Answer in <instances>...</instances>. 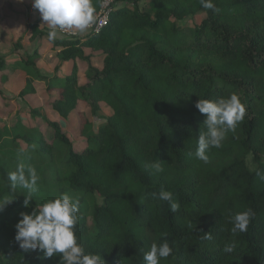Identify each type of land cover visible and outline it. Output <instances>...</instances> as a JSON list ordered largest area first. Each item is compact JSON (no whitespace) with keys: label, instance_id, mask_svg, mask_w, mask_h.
Instances as JSON below:
<instances>
[{"label":"trees","instance_id":"obj_1","mask_svg":"<svg viewBox=\"0 0 264 264\" xmlns=\"http://www.w3.org/2000/svg\"><path fill=\"white\" fill-rule=\"evenodd\" d=\"M106 1L92 0L96 18ZM129 1L132 7L117 4ZM139 1L110 0L99 30L52 39L59 61L51 74L38 65L39 47L24 50L22 37L13 45L16 59L0 53V95L7 75L20 72L18 95L42 85L63 119L77 112L87 141L75 148L61 122L48 117L28 125L16 113L0 126V198L14 199L0 212V264H60L58 255L24 252L15 235L21 212L65 192L79 198L78 242L105 264H144L151 244L164 239L173 251L160 264H264V182L256 176L264 170V0H212L216 11L200 0ZM198 13H206L200 23H182ZM2 21L0 14V35ZM27 31L33 41L47 33L38 19ZM84 47L101 51V66ZM67 60L71 71L61 75ZM232 93L245 117L204 163L194 155L206 118L196 102ZM102 103L113 111L95 129L89 111L97 115ZM156 161L162 173L145 167ZM21 163L39 176L28 207L25 190L13 191L7 179ZM161 188L172 192L178 211L154 198ZM248 208L255 213L248 230L233 233L231 216Z\"/></svg>","mask_w":264,"mask_h":264},{"label":"clouds","instance_id":"obj_2","mask_svg":"<svg viewBox=\"0 0 264 264\" xmlns=\"http://www.w3.org/2000/svg\"><path fill=\"white\" fill-rule=\"evenodd\" d=\"M200 2L204 8L216 11L212 0H200ZM32 6L39 11L42 21L49 25V39L56 37V29H78L84 32L96 22L92 0H32ZM195 106L206 118L194 155L198 160L208 163L209 151L212 148H220L227 134L236 131L238 124L245 117L246 108L236 93L215 100L200 98ZM18 155L23 156L24 149H20ZM189 155L191 156L192 153ZM145 167L155 174L164 171L159 161L148 162ZM256 176L264 182V170L258 169ZM7 179L11 182L13 191L17 187L25 190L22 192L25 195L23 203L25 207L30 206L32 195L38 191L37 170L31 165L25 167L21 163L14 171L8 173ZM153 196L168 202L172 212L180 208L179 202L173 199L170 191L161 188L159 193H154ZM13 200L7 196L0 198V212ZM78 213V197L67 192L57 195L36 207L31 213H20L15 240L24 252L38 250L44 258L58 255L60 264H105L100 254L86 252L83 245L78 242L76 235ZM254 216L255 213L251 208L236 212L231 216V231L246 232ZM205 238H212L210 232ZM172 251L166 239L159 243L153 242L150 250L144 254V264H160V261L167 259ZM223 251L231 253L233 246L225 245Z\"/></svg>","mask_w":264,"mask_h":264},{"label":"rangeland","instance_id":"obj_3","mask_svg":"<svg viewBox=\"0 0 264 264\" xmlns=\"http://www.w3.org/2000/svg\"><path fill=\"white\" fill-rule=\"evenodd\" d=\"M146 0H140L138 4L143 5ZM118 6L124 4L132 7L133 4L129 1L126 3H117ZM109 1L104 2L103 8L100 13L107 12ZM0 14L2 15L3 21L2 25L4 27L0 35V53L3 50L9 60L12 56L16 55L13 53L14 42L19 37H22V47L26 51L32 52L36 46L39 47L42 52V58L39 61V66L44 73H53L54 65L53 61L57 62L55 55L58 52V48L53 46V40L49 39L50 27L44 21H42L40 13L35 10L32 6V0H0ZM206 17V13H198L194 16L187 17L182 21L183 24L189 26H194L201 22V20ZM30 19H39V24L44 26L47 33L36 41L30 39L31 33L27 31V22ZM5 29V30H4ZM91 30V26L84 32H80L78 29H56V37L61 38L62 36H75L83 35ZM51 46V47H50ZM53 49V50H52ZM86 53H92V62L95 65H102V53L101 51H92L88 47H84ZM55 53V54H54ZM54 54V56L52 55ZM64 63V62H63ZM62 63V64H63ZM68 68L71 66V61L66 63ZM53 68V69H52ZM63 72V71H62ZM82 73V72H80ZM24 80L21 79H8L2 86L5 96L0 95V126L11 123L14 121L16 113H21V117L28 125H35L37 122L42 121V117H48L50 119H59L63 129L70 136L75 148L82 149L86 146V138L81 136L76 128L77 124V112H71L66 119H63L58 113L53 111L49 104L47 103L48 96L42 85L38 86V90L34 94H29L25 97L18 95L20 88L24 85ZM36 108L37 111H33ZM112 108L102 103L97 115H93L90 111V116L93 120L94 128L97 129L98 126L105 121L106 117L112 113ZM34 114H33V113ZM45 133L48 137L52 136V132L47 127L45 128ZM88 223L92 226L93 221L91 215H88Z\"/></svg>","mask_w":264,"mask_h":264},{"label":"crops","instance_id":"obj_4","mask_svg":"<svg viewBox=\"0 0 264 264\" xmlns=\"http://www.w3.org/2000/svg\"><path fill=\"white\" fill-rule=\"evenodd\" d=\"M31 20H36V19H30V20H28V21H31ZM39 20V19H38ZM40 21V20H39ZM3 27H4V24H3ZM40 27H42V28H44V26H41L40 25ZM5 30V29H4ZM62 37H65V36H62ZM51 47V46H50ZM57 48H59V47H57ZM53 50V49H52ZM2 53H4L3 52V50L1 51ZM55 54V53H54ZM54 54H52L53 56H54ZM54 57H56V59H57V62L54 60L53 61V67L55 68V65L58 63V57L55 55ZM42 58V57H41ZM40 58V59H41ZM14 59H16V55H14V56H12V58H11V60H14ZM40 59L38 60V63H39V61H40ZM70 60H67V61H63L62 63L63 64H61L60 65V68H59V72H60V74L61 75H64V74H66V73H69L70 71H71V68H72V61H71V67L70 68H68V66L66 65V63H68ZM39 65V64H38ZM99 66V65H98ZM101 66V65H100ZM40 67V66H39ZM53 69V68H52ZM63 71V72H62ZM79 72H82V73H80V79L81 80H83V73H84V67H81L80 68V71ZM21 73L20 72H15V73H13V72H11L10 74H8L7 75V80H6V82L8 81V79L10 80V79H12V78H14V79H16V80H18V79H23V80H25V78H24V76H22V75H20ZM50 74V73H49ZM24 83V82H23ZM43 89V88H42ZM54 111V110H53ZM56 112V111H55ZM57 113V112H56ZM55 120V119H54ZM56 120H58L59 121V119H56ZM24 121V120H23ZM26 123V122H25ZM27 124V123H26Z\"/></svg>","mask_w":264,"mask_h":264},{"label":"built area","instance_id":"obj_5","mask_svg":"<svg viewBox=\"0 0 264 264\" xmlns=\"http://www.w3.org/2000/svg\"><path fill=\"white\" fill-rule=\"evenodd\" d=\"M107 1L110 2V0H107ZM106 21H107V12H105L103 14L102 13H99L98 16H97V18H96L95 24L91 25V27L92 26H95L94 29L95 30H99L100 27H102L106 23Z\"/></svg>","mask_w":264,"mask_h":264}]
</instances>
